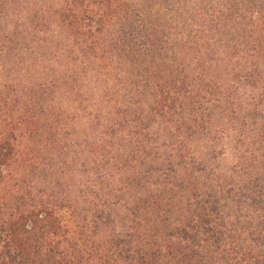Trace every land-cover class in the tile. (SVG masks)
Wrapping results in <instances>:
<instances>
[{
  "label": "trees",
  "instance_id": "16d2710c",
  "mask_svg": "<svg viewBox=\"0 0 264 264\" xmlns=\"http://www.w3.org/2000/svg\"><path fill=\"white\" fill-rule=\"evenodd\" d=\"M0 264H264V0H0Z\"/></svg>",
  "mask_w": 264,
  "mask_h": 264
}]
</instances>
